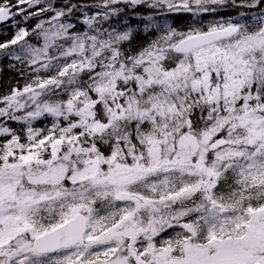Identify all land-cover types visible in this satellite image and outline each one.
I'll use <instances>...</instances> for the list:
<instances>
[{"label": "snow or ice", "instance_id": "6c2138e0", "mask_svg": "<svg viewBox=\"0 0 264 264\" xmlns=\"http://www.w3.org/2000/svg\"><path fill=\"white\" fill-rule=\"evenodd\" d=\"M126 9L143 44L105 27ZM0 26V264H264V0H0Z\"/></svg>", "mask_w": 264, "mask_h": 264}, {"label": "trees", "instance_id": "16d2710c", "mask_svg": "<svg viewBox=\"0 0 264 264\" xmlns=\"http://www.w3.org/2000/svg\"><path fill=\"white\" fill-rule=\"evenodd\" d=\"M81 4H92L94 0H74ZM64 0H57L58 5H62ZM126 14L122 13L120 16L113 17L110 21L105 24V27H115V28H127L132 27L134 30H137V44H143L145 41V33L143 24L141 23V18L149 14V10L143 9L139 12H133L132 10L126 9ZM232 12L231 9L222 10L216 16H206L204 17V22L207 23L212 19L219 18L223 16L225 18ZM83 16L80 13H77L76 17L72 19V23L76 24L80 30L84 29L82 24ZM79 20H81L79 22ZM168 24L177 27L178 29L184 30L188 25L192 23V18L190 14L179 13L171 14ZM5 35L10 36L11 32L7 30L6 27H0V38H3ZM17 80H20V83H23V80L19 77V74L8 67V62L0 61V92L7 90L12 84H15ZM43 121H38L36 126H43ZM12 127L19 128L15 122L12 123Z\"/></svg>", "mask_w": 264, "mask_h": 264}, {"label": "rangeland", "instance_id": "374dc122", "mask_svg": "<svg viewBox=\"0 0 264 264\" xmlns=\"http://www.w3.org/2000/svg\"><path fill=\"white\" fill-rule=\"evenodd\" d=\"M89 5H91V4H89ZM89 14H92V13H89ZM171 14H173V13H169V14H167L166 16H159V15H157L156 16V19L157 20H159V21H161V22H163L164 20H169V18H170V15ZM142 19V18H141ZM82 20V19H81ZM81 20H79V22L81 21ZM143 28H144V26H143Z\"/></svg>", "mask_w": 264, "mask_h": 264}]
</instances>
